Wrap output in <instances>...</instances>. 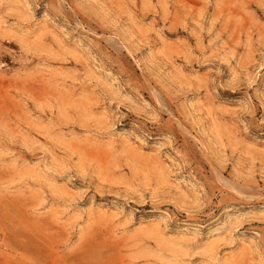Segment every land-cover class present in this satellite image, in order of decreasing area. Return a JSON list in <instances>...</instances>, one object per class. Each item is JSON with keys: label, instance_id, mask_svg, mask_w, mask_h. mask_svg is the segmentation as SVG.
I'll list each match as a JSON object with an SVG mask.
<instances>
[{"label": "rangeland", "instance_id": "374dc122", "mask_svg": "<svg viewBox=\"0 0 264 264\" xmlns=\"http://www.w3.org/2000/svg\"><path fill=\"white\" fill-rule=\"evenodd\" d=\"M0 264H264V0H0Z\"/></svg>", "mask_w": 264, "mask_h": 264}]
</instances>
